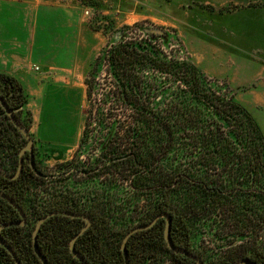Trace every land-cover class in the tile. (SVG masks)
Returning <instances> with one entry per match:
<instances>
[{
	"label": "trees",
	"instance_id": "1",
	"mask_svg": "<svg viewBox=\"0 0 264 264\" xmlns=\"http://www.w3.org/2000/svg\"><path fill=\"white\" fill-rule=\"evenodd\" d=\"M84 84L90 107L80 143L88 135L90 119L109 118V136L99 140L100 156L89 169L73 168L91 172L94 178L106 174L108 188L85 191L56 184L32 194L33 185L46 179L55 184L64 177L61 173L44 177L35 147L32 158L25 152L17 178L0 175V192L25 213L23 225L1 230L20 262L41 264L33 250L32 231L41 216L61 210L90 217V225L75 240V249L88 264H123L121 243L134 226L131 221L146 223L161 212L170 215L172 242L202 264H238L243 258L264 264V134L250 109L211 82L192 61L169 57L143 36H126L104 49ZM0 96L22 123L28 95L21 83L0 72ZM6 142L14 153L13 164L6 170L0 157V170L12 174L26 141L0 105L2 153ZM18 220L17 210L0 196V224ZM84 223L82 218L55 214L41 224L36 243L47 264H81L69 243ZM164 226L161 217L129 236L128 264H143L162 250H169L175 264H196L168 248ZM249 228L250 244L231 242L218 256L194 247L197 232L211 229L216 237L229 236L230 241L245 237ZM0 264H15L1 245Z\"/></svg>",
	"mask_w": 264,
	"mask_h": 264
},
{
	"label": "rangeland",
	"instance_id": "2",
	"mask_svg": "<svg viewBox=\"0 0 264 264\" xmlns=\"http://www.w3.org/2000/svg\"><path fill=\"white\" fill-rule=\"evenodd\" d=\"M5 29L31 41L37 30L41 31L42 39L55 38L59 44L68 43L73 33L80 38L81 57L74 74L68 71V75L60 76L62 71L54 66L44 69L37 64L30 66L43 80L58 73V81L68 83L74 79L82 89L80 102L74 97L67 101L59 95H48L38 125L32 123L30 112H21L44 173H61L64 177L55 184L46 179L42 185H33L32 194L51 190L56 184L85 191L108 188L106 174L94 178L91 172H75L73 167L82 165L89 169L100 156L99 140L109 136L106 132L109 118H100L101 122L90 119L88 135L80 143L90 107L84 78L97 56L121 38H150L169 57L192 61L211 82H217L227 93L232 92L238 101L248 95L254 84L249 78L256 73L263 77L264 72V0H0V34ZM240 102L253 114L255 108L243 100ZM6 144L8 147L3 146L0 157L2 167L9 171L14 153L10 143ZM59 149L64 151L59 158L47 154ZM66 171L71 172L70 176L65 177L68 173L62 172ZM136 220L130 224L135 225ZM250 229L245 237H231L230 241L229 236L216 237L211 229L197 232L194 247L218 256L231 242L244 240L250 244L253 236ZM259 233L262 235L263 230ZM150 260L151 264H175L169 250L153 252L143 264H149Z\"/></svg>",
	"mask_w": 264,
	"mask_h": 264
},
{
	"label": "crops",
	"instance_id": "3",
	"mask_svg": "<svg viewBox=\"0 0 264 264\" xmlns=\"http://www.w3.org/2000/svg\"><path fill=\"white\" fill-rule=\"evenodd\" d=\"M0 34V72L14 76L22 85L25 93L28 95V101L23 109L30 112L32 123H40L42 107L45 98L59 95L62 99L70 101L73 97L80 102L82 98V89L79 84L74 82L58 81L56 73L52 78L43 80L39 72L30 69L32 64H37L42 69L54 66L62 72L60 76L68 75V71L75 73L79 69L80 38L78 35H72L68 43L59 44L55 38L42 39L41 31L34 33L33 40L27 37L13 35L8 29ZM76 36V37H75ZM256 73L249 78L254 82L247 96L240 97L253 110L254 118L264 134V72ZM63 78V77H60ZM85 79V78H84ZM39 129V128H38ZM66 143L65 145H68ZM63 149L47 153L51 157L59 158L63 155Z\"/></svg>",
	"mask_w": 264,
	"mask_h": 264
},
{
	"label": "water",
	"instance_id": "4",
	"mask_svg": "<svg viewBox=\"0 0 264 264\" xmlns=\"http://www.w3.org/2000/svg\"><path fill=\"white\" fill-rule=\"evenodd\" d=\"M0 105L3 108L5 114L9 117L10 121L12 122V124L20 131L21 135L25 138V144L20 148L19 152H18V164L16 167L15 172H13L12 174H7L3 171L0 170V175L8 178V179H14L17 178L24 166V153L28 152L30 154V157L32 158L33 156V139L30 136L27 128L16 118L13 110L11 108H9V106L7 105L6 101L0 96ZM30 165H33L32 160H30ZM47 174H44V177H47ZM0 196L4 197L5 199H7V201L17 210V212L20 215V220L18 221H9V222H4L0 224V245L3 246L8 252L9 254L12 256L15 264H22L20 262V260L17 258L14 250L11 248V246L3 239V237L1 236V230L4 227L10 226V225H23L25 223V213L24 211L18 206V204H16L14 202V200L12 198H10L9 196H7L6 194H4L3 192H0ZM55 214H64V215H68V216H72V217H78V218H82L85 223L84 225L72 236L70 243H69V249L71 254L77 258L81 264H88L87 261L83 258V256L75 249V240L77 239V237L83 233L86 228L90 225L91 223V219L90 217H88L85 214L82 213H76V212H71V211H61V210H53L50 211L46 214H44L43 216H41L36 224L35 227L32 231V245H33V250L34 253L36 254V256L39 258V260L41 261V264H47L46 258L43 256V254L39 251L38 247H37V243H36V237H37V233L40 229L41 224L50 216L55 215ZM163 217L165 220V226H164V240L168 246V248L175 253H181L184 254L186 256H188L189 258L193 259L195 261L196 264H202V261L194 254H192L191 252L187 251L186 249L176 246L171 238H170V223H171V219H170V215L166 212H161L159 214H157L154 218H152L150 221L146 222V223H142V224H136L134 226H132L123 236L122 239V243H121V250H122V254H123V258H124V262L123 264H128L129 260H128V255L126 252V242L129 238L130 235H132L134 232L139 231V230H143L146 228L151 227L158 218ZM238 264H256L255 262L251 261L248 258H243L239 261Z\"/></svg>",
	"mask_w": 264,
	"mask_h": 264
},
{
	"label": "built area",
	"instance_id": "5",
	"mask_svg": "<svg viewBox=\"0 0 264 264\" xmlns=\"http://www.w3.org/2000/svg\"><path fill=\"white\" fill-rule=\"evenodd\" d=\"M50 177V175H48L46 178Z\"/></svg>",
	"mask_w": 264,
	"mask_h": 264
}]
</instances>
